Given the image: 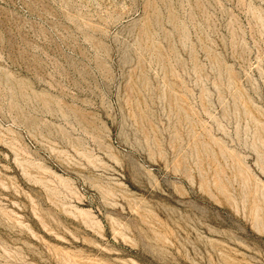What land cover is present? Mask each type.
Returning <instances> with one entry per match:
<instances>
[{"label":"rangeland","instance_id":"obj_1","mask_svg":"<svg viewBox=\"0 0 264 264\" xmlns=\"http://www.w3.org/2000/svg\"><path fill=\"white\" fill-rule=\"evenodd\" d=\"M0 264H264V0H0Z\"/></svg>","mask_w":264,"mask_h":264}]
</instances>
